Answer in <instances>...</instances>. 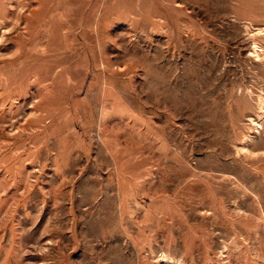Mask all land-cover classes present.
I'll return each mask as SVG.
<instances>
[{"label":"rangeland","instance_id":"rangeland-1","mask_svg":"<svg viewBox=\"0 0 264 264\" xmlns=\"http://www.w3.org/2000/svg\"><path fill=\"white\" fill-rule=\"evenodd\" d=\"M0 264H264V0H0Z\"/></svg>","mask_w":264,"mask_h":264}]
</instances>
